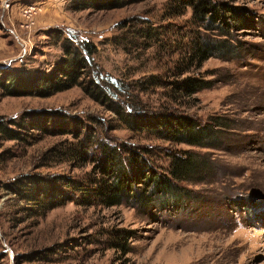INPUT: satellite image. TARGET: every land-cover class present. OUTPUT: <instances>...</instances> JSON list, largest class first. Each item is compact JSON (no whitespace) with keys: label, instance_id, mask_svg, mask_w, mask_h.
Wrapping results in <instances>:
<instances>
[{"label":"rangeland","instance_id":"rangeland-1","mask_svg":"<svg viewBox=\"0 0 264 264\" xmlns=\"http://www.w3.org/2000/svg\"><path fill=\"white\" fill-rule=\"evenodd\" d=\"M217 1L238 14L209 30L173 0L110 9L76 8L80 0H10L9 14L0 10V35L9 39L0 50L1 76L50 71L70 38L93 50L85 83L95 77L113 95L101 103L78 85L48 96L13 94L0 83V122L21 131L18 139L0 132V264H264V0ZM26 4L38 10L29 30L21 16ZM199 38L225 49L181 73ZM187 75L209 87L178 92L173 82ZM130 111L145 120L157 113L192 118L211 128L209 146L168 140L125 118ZM28 114L52 130L31 129ZM107 146L134 170V188L148 203L108 205L75 189L112 178L99 163ZM128 152L158 174L172 154L190 152L206 166L201 182L176 183L179 204L164 205L127 163ZM28 175L55 182L62 203L24 198Z\"/></svg>","mask_w":264,"mask_h":264},{"label":"trees","instance_id":"trees-1","mask_svg":"<svg viewBox=\"0 0 264 264\" xmlns=\"http://www.w3.org/2000/svg\"><path fill=\"white\" fill-rule=\"evenodd\" d=\"M142 0H80L76 8H88L93 7L97 9H110L119 6H123L133 2H139ZM180 6H189L192 11V17L194 20L204 29H211L212 25L216 22H220L223 25H229L226 21V15L233 12L238 14V8L227 6L224 3H220L217 0H173ZM70 38H64L62 40L61 48L63 50V58L60 59L50 71L35 72L33 74H21L18 78L16 74L11 72H5V76L0 74V83H3L8 93L19 94H34L40 96H48L55 92L68 89L74 85L82 87V89L89 94L94 100L101 103H110L111 97L104 93L101 88L98 87V81L95 77L88 80H83V75L89 76L88 64L89 57L93 53V50L89 47L87 41L82 44H73ZM220 49H225V46L218 45L206 38H199L195 40L191 45L186 55V62L182 65L183 68L180 72L183 73L189 68L197 69L201 66L202 62L208 57L217 53ZM189 69V71H190ZM15 82V83H14ZM14 83V84H13ZM178 92L184 95H191L192 93L199 91L200 89L209 87L208 82L203 78L196 76H184L177 82H173ZM3 87V88H4ZM125 118L133 117L134 121L139 122L140 127H154L155 131L161 136H165L168 140H176L178 142L198 145L202 147L209 146V139L212 138L208 131L211 128L205 126H199L192 118L184 116L170 117V114L157 113L149 117V119H143V115L137 119L134 114L130 112H123ZM29 125L31 129L45 131L48 130L42 123L41 117L30 116ZM13 123V122H10ZM18 125V124H17ZM142 125V126H141ZM162 126V128H160ZM22 127V126H18ZM51 131L52 129L49 128ZM0 132L7 138L18 139L21 137V131L15 130L9 127L7 124L0 122ZM164 132V133H163ZM89 144V142H88ZM87 141L81 145V148H86ZM101 158L99 160L101 173L112 177L108 181H101L97 185V188H84L80 186L77 191L81 194V197L87 196V194L93 195L96 200L102 201L108 205H115L131 199H139L141 203H148L147 197L141 193H137L134 188V170H130L126 163L120 156V153L116 151V148L101 147ZM83 149V150H84ZM84 152H87L86 149ZM145 153V151H143ZM142 152V153H143ZM127 163L135 165L140 172V182L148 186L153 194H160L158 199L160 203L164 205L178 203L182 200V194L177 189V182H201V177L198 176L202 173V170L206 166L205 160L198 161V158L194 157L190 152H184L182 154H172L168 169L165 174H158L147 166V161L140 154L138 157L134 152H128ZM34 176V177H33ZM32 177V179H30ZM37 175H28L25 177L28 179L27 186L28 192L24 195V198L32 200H43L44 197L52 199L54 204L50 207L59 205L62 203V193L57 194L59 191L63 192V189L58 191L55 189V182H46L43 178H36ZM58 177H53V180ZM57 192H56V191ZM151 193V192H150ZM76 195V194H75ZM76 196L75 199H77ZM74 199V198H73ZM81 202L85 198H80ZM92 200L87 201L90 203ZM179 204V203H178Z\"/></svg>","mask_w":264,"mask_h":264},{"label":"built area","instance_id":"built-area-1","mask_svg":"<svg viewBox=\"0 0 264 264\" xmlns=\"http://www.w3.org/2000/svg\"><path fill=\"white\" fill-rule=\"evenodd\" d=\"M37 5L35 4H26L22 9H21V16L24 18V25L25 28H28V30L31 28V26L34 24V15L37 13ZM11 7L10 0H1L0 1V10L2 11V15L9 14V9ZM9 10V11H8ZM4 17V16H3ZM11 31H14L11 29ZM20 43V46L22 48L23 54H26V45L23 40H20L18 38Z\"/></svg>","mask_w":264,"mask_h":264},{"label":"crops","instance_id":"crops-1","mask_svg":"<svg viewBox=\"0 0 264 264\" xmlns=\"http://www.w3.org/2000/svg\"><path fill=\"white\" fill-rule=\"evenodd\" d=\"M15 32H16V30H15ZM8 41H9V39L7 40V39H5L4 37H2V36L0 35V50L3 49V48H5V46H6V44L8 43ZM5 49H6V48H5ZM4 56H5V53H2V54H1V57L4 58Z\"/></svg>","mask_w":264,"mask_h":264}]
</instances>
